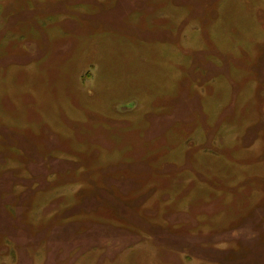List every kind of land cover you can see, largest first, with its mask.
<instances>
[{"label":"rangeland","instance_id":"rangeland-1","mask_svg":"<svg viewBox=\"0 0 264 264\" xmlns=\"http://www.w3.org/2000/svg\"><path fill=\"white\" fill-rule=\"evenodd\" d=\"M119 1L0 0V264H264V0Z\"/></svg>","mask_w":264,"mask_h":264},{"label":"flooded vegetation","instance_id":"flooded-vegetation-1","mask_svg":"<svg viewBox=\"0 0 264 264\" xmlns=\"http://www.w3.org/2000/svg\"><path fill=\"white\" fill-rule=\"evenodd\" d=\"M128 2L129 1H127V0H121V1H119V3H118V5L116 4L115 5V11H116V13H117V15H115L114 16V19H113V17L111 18V27H116L117 25H116V20H117V18L118 19H124L127 15H120V14H122V12H121V8H127V4H128ZM120 8V9H119ZM120 13V14H119ZM117 31V30H116ZM261 57H262V55H261ZM203 66L205 67V68H207L209 71H212L213 69H215L214 67H211V65L209 64V63H207V64H203ZM226 74H228V71L226 72Z\"/></svg>","mask_w":264,"mask_h":264},{"label":"trees","instance_id":"trees-1","mask_svg":"<svg viewBox=\"0 0 264 264\" xmlns=\"http://www.w3.org/2000/svg\"><path fill=\"white\" fill-rule=\"evenodd\" d=\"M191 107H192V106H191ZM8 133H9V131H8ZM7 136H8V134H7ZM89 199H90V198H89ZM93 202H95V201H93ZM89 206H91V202H89V203L86 204V208L89 209Z\"/></svg>","mask_w":264,"mask_h":264}]
</instances>
